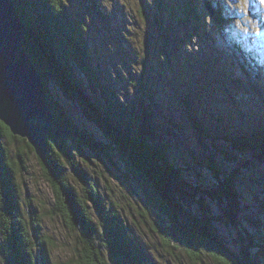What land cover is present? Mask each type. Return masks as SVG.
<instances>
[{
  "label": "rangeland",
  "instance_id": "obj_1",
  "mask_svg": "<svg viewBox=\"0 0 264 264\" xmlns=\"http://www.w3.org/2000/svg\"><path fill=\"white\" fill-rule=\"evenodd\" d=\"M63 1L70 20L82 25L98 78L110 84L120 100L143 99L150 104L163 129L162 139L168 135V157L183 175L207 190L212 181L207 166L211 156L223 160L228 171L233 166L238 168L243 194L240 213L245 216L239 221L252 234L257 233L264 224V203L255 198L260 190L255 178L263 181L264 164L245 167V157L218 150H226L221 143L223 137L250 133L264 121V3L193 0L199 21H188L182 0ZM209 4L211 10L220 11V21L210 13ZM48 83L61 113L87 129L95 141L107 142L99 130L82 119L77 104L56 92L49 74ZM188 107L193 108L208 135L199 134ZM171 121L180 129L170 133L166 127ZM21 145L18 141L8 144L9 155L13 156ZM23 158L24 168L16 173V182L25 220L30 221V211L39 217L56 264H74L81 245L78 232L67 229L56 212L52 188L34 150L24 149ZM77 158L102 203L117 210L134 242L142 248L144 264H195L176 242L172 241L170 247L161 242L156 229L168 225L167 217L146 205L138 186L124 179L115 154L110 153L109 159L96 157L82 148V158ZM69 181L84 199L81 185L71 173ZM199 196L196 193L188 198L196 202ZM206 201L212 214L222 213L220 203ZM88 206L95 220L94 209ZM216 226L233 245L235 228L223 222H216ZM199 264L212 263L205 259Z\"/></svg>",
  "mask_w": 264,
  "mask_h": 264
},
{
  "label": "trees",
  "instance_id": "obj_2",
  "mask_svg": "<svg viewBox=\"0 0 264 264\" xmlns=\"http://www.w3.org/2000/svg\"><path fill=\"white\" fill-rule=\"evenodd\" d=\"M11 1L19 18L31 31L26 37L25 49L42 78L46 103L59 125L71 132L59 142L45 137L48 164H40L52 188L56 212L67 229L78 232L81 245L74 264L146 263L142 248L134 242L117 210L102 203L97 188L80 166L77 156L82 158V148L96 157L108 158L110 153L115 154L123 167L124 179L138 186L146 205L167 217L168 225L156 229L165 246L176 242L195 264L205 259L212 264H264V224L252 234L239 221L245 216L240 213L243 194L238 168L233 166L228 171L223 160L211 156L207 164L212 177L210 188L206 190L192 183L169 159L168 135L162 139L163 129L150 104L143 99L122 101L110 84L98 78L82 25L70 20L64 1ZM182 1L186 19L199 21L194 1ZM213 11L215 19L220 21V11ZM48 74L56 92L77 104L82 119L99 130L107 142L95 141L87 129L61 113L48 87ZM149 93L152 94L150 90ZM150 99L152 101V97ZM187 109L193 113L191 118L199 134L208 135L193 108ZM166 129L172 133L180 128L171 121ZM15 141L22 145L10 156L6 147ZM221 143L226 150L220 148L219 153L231 152L245 157L242 163L245 167L264 164V121L250 133L228 134ZM24 149L33 150L25 139L12 135L0 122L3 167L0 175V264H56L52 260L49 237L41 231L39 217L30 211L27 222L21 208L16 173L24 168ZM67 167L81 185L84 199L70 183ZM261 179L263 181L255 178L260 188L255 198L264 203V175ZM196 193L220 203L222 213L212 214L206 199L200 196L196 202L188 198ZM88 204L94 209L95 220ZM216 222L235 228L233 245L221 234ZM255 223L260 226L257 221Z\"/></svg>",
  "mask_w": 264,
  "mask_h": 264
},
{
  "label": "water",
  "instance_id": "obj_3",
  "mask_svg": "<svg viewBox=\"0 0 264 264\" xmlns=\"http://www.w3.org/2000/svg\"><path fill=\"white\" fill-rule=\"evenodd\" d=\"M207 7L214 14L210 4ZM30 35L12 1L0 0V122L25 139L47 166L45 137L59 142L71 132L59 125L46 103L42 78L25 49ZM2 168L0 156V175Z\"/></svg>",
  "mask_w": 264,
  "mask_h": 264
},
{
  "label": "snow or ice",
  "instance_id": "obj_4",
  "mask_svg": "<svg viewBox=\"0 0 264 264\" xmlns=\"http://www.w3.org/2000/svg\"><path fill=\"white\" fill-rule=\"evenodd\" d=\"M261 3H264V0H261Z\"/></svg>",
  "mask_w": 264,
  "mask_h": 264
}]
</instances>
